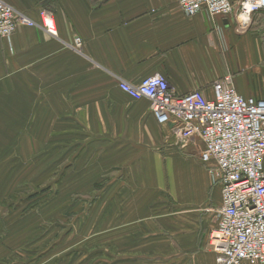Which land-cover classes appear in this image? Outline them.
Listing matches in <instances>:
<instances>
[{
    "label": "crops",
    "instance_id": "0c3cea01",
    "mask_svg": "<svg viewBox=\"0 0 264 264\" xmlns=\"http://www.w3.org/2000/svg\"><path fill=\"white\" fill-rule=\"evenodd\" d=\"M4 1L33 24L0 36V134L30 143L42 135L43 119L50 127L72 121L82 135L98 137V159L125 169L126 184L167 186L180 195L182 209L166 214L163 231L181 238L168 241L162 231V262L214 264V213L194 207L206 205L211 177L198 156L186 154H199L201 141H178L146 99H133L119 84L161 73L177 94L201 89L210 96L212 83L231 74L239 94L264 98V12L238 32L233 16L204 9L187 16L176 0ZM46 16L55 34L46 30ZM212 188L209 200L217 205L220 186Z\"/></svg>",
    "mask_w": 264,
    "mask_h": 264
},
{
    "label": "rangeland",
    "instance_id": "374dc122",
    "mask_svg": "<svg viewBox=\"0 0 264 264\" xmlns=\"http://www.w3.org/2000/svg\"><path fill=\"white\" fill-rule=\"evenodd\" d=\"M46 121L30 143L0 134V264H165L163 220L182 209L180 195L126 184L125 169L98 159V137L82 135L72 121ZM209 199L194 207L214 213Z\"/></svg>",
    "mask_w": 264,
    "mask_h": 264
},
{
    "label": "built area",
    "instance_id": "2783aa9c",
    "mask_svg": "<svg viewBox=\"0 0 264 264\" xmlns=\"http://www.w3.org/2000/svg\"><path fill=\"white\" fill-rule=\"evenodd\" d=\"M176 2L187 16L203 9L211 17L231 15L238 32L248 31L254 13L264 12V0ZM22 24L33 22L0 0V36L9 37ZM44 26L55 34L48 16ZM74 41L78 48L79 38ZM119 86L133 99H146L157 121L170 124L178 141H201L199 161L220 186L209 233L214 264H264V98L239 94L231 74L212 83L210 96L201 89L177 94L161 73Z\"/></svg>",
    "mask_w": 264,
    "mask_h": 264
},
{
    "label": "bare ground",
    "instance_id": "6f19581e",
    "mask_svg": "<svg viewBox=\"0 0 264 264\" xmlns=\"http://www.w3.org/2000/svg\"><path fill=\"white\" fill-rule=\"evenodd\" d=\"M47 23H50V21L48 20Z\"/></svg>",
    "mask_w": 264,
    "mask_h": 264
}]
</instances>
